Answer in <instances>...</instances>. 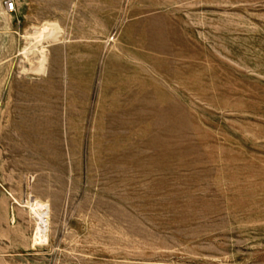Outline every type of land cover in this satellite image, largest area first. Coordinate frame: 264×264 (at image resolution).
Wrapping results in <instances>:
<instances>
[{
    "label": "rangeland",
    "instance_id": "rangeland-1",
    "mask_svg": "<svg viewBox=\"0 0 264 264\" xmlns=\"http://www.w3.org/2000/svg\"><path fill=\"white\" fill-rule=\"evenodd\" d=\"M13 1L0 264H264V0Z\"/></svg>",
    "mask_w": 264,
    "mask_h": 264
},
{
    "label": "bare ground",
    "instance_id": "bare-ground-1",
    "mask_svg": "<svg viewBox=\"0 0 264 264\" xmlns=\"http://www.w3.org/2000/svg\"><path fill=\"white\" fill-rule=\"evenodd\" d=\"M56 28L55 26L52 25H47L46 27H44L43 29H35L34 30V40H36V42L40 43L42 41H47V40H54L57 37V32H56ZM44 61V57L42 56V60L41 63ZM42 65L40 66V71L42 69ZM33 206H37L38 210H34L35 211V215L38 217L37 219L40 220V224L37 226V232L36 235H40L42 232H45V219L44 217H46V213L43 212L44 211V206L41 205L40 203L36 202ZM38 223V222H37ZM42 235L44 236V234L42 233ZM40 236H38L39 238H41ZM37 237V239H38ZM44 238V237H42ZM42 241V240H41Z\"/></svg>",
    "mask_w": 264,
    "mask_h": 264
},
{
    "label": "built area",
    "instance_id": "built-area-1",
    "mask_svg": "<svg viewBox=\"0 0 264 264\" xmlns=\"http://www.w3.org/2000/svg\"><path fill=\"white\" fill-rule=\"evenodd\" d=\"M2 6L4 11L7 13H11L15 9V4L13 0H3Z\"/></svg>",
    "mask_w": 264,
    "mask_h": 264
}]
</instances>
